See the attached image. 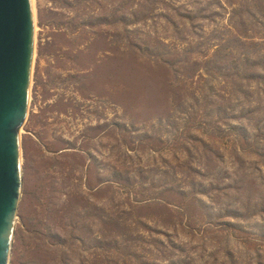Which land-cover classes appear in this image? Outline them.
Returning a JSON list of instances; mask_svg holds the SVG:
<instances>
[{"label": "rangeland", "instance_id": "374dc122", "mask_svg": "<svg viewBox=\"0 0 264 264\" xmlns=\"http://www.w3.org/2000/svg\"><path fill=\"white\" fill-rule=\"evenodd\" d=\"M33 6L9 264H264V0Z\"/></svg>", "mask_w": 264, "mask_h": 264}, {"label": "water", "instance_id": "95a60500", "mask_svg": "<svg viewBox=\"0 0 264 264\" xmlns=\"http://www.w3.org/2000/svg\"><path fill=\"white\" fill-rule=\"evenodd\" d=\"M34 47L32 0H0V264L10 262L21 197Z\"/></svg>", "mask_w": 264, "mask_h": 264}, {"label": "trees", "instance_id": "16d2710c", "mask_svg": "<svg viewBox=\"0 0 264 264\" xmlns=\"http://www.w3.org/2000/svg\"><path fill=\"white\" fill-rule=\"evenodd\" d=\"M198 125L201 127L200 123H198ZM233 128H236V126H231L230 129H233ZM244 140H245V143L243 141H239V147H241L243 150L246 149L247 145L251 146L255 142L253 138L250 141L248 140V138H245ZM193 191L196 192L197 190L195 188H193ZM145 200L146 199L133 198L134 202H142ZM160 201L163 202L165 200L161 199ZM165 202L170 203L169 201H165ZM226 210H228V209H226ZM205 225L212 226L214 229H221V228L231 227L233 225V223L231 221H218V219H212V220L208 221ZM58 239L59 240L57 242L56 241L55 242H49L45 236L43 239L40 240V243L46 244V245L49 244L50 247H53L57 251V256H58L57 264H70V263H68V260L70 261L69 255L72 252V249H70V248L68 249V247L66 246V241H68V239L63 240L61 237H58ZM70 239H72V241H80V240L82 241V238L80 236H75V235H70ZM135 240H136L135 238H132V237L129 238V236L127 235V236H123L121 240H119L118 238H115L114 240L110 241L111 245L109 246V248H111L117 254L116 263H120L121 261H124L126 264L129 262V259L132 258L133 256L140 257L139 253H136V251H134V252L131 251L133 244L135 245ZM97 241L100 243V245H94V247L95 248L97 247V250L98 249L100 250V246H101L102 242H101L100 238H98ZM141 241L145 242L146 240L142 239ZM159 242L163 245L162 241H159ZM172 245L177 250L178 245H176V243H173ZM172 245H171V247H172ZM165 248H166V246L164 245L163 249H165ZM93 257H94L93 261L98 262L95 252L93 253ZM182 262H184V261L182 260ZM171 263L172 264H182L181 262H178L176 260L172 261ZM102 264H104V263H102Z\"/></svg>", "mask_w": 264, "mask_h": 264}, {"label": "bare ground", "instance_id": "6f19581e", "mask_svg": "<svg viewBox=\"0 0 264 264\" xmlns=\"http://www.w3.org/2000/svg\"><path fill=\"white\" fill-rule=\"evenodd\" d=\"M32 3H34V0H32ZM33 11H34V6H33ZM35 15V14H34ZM36 29V28H35ZM33 56H34V52H33Z\"/></svg>", "mask_w": 264, "mask_h": 264}]
</instances>
